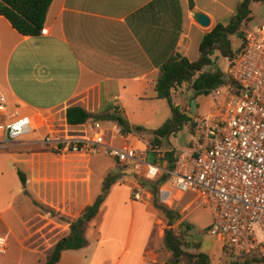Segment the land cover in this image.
<instances>
[{
  "label": "crops",
  "instance_id": "obj_1",
  "mask_svg": "<svg viewBox=\"0 0 264 264\" xmlns=\"http://www.w3.org/2000/svg\"><path fill=\"white\" fill-rule=\"evenodd\" d=\"M240 1L52 0L43 24L47 33L36 36L20 34L0 15V89L10 107L18 106L37 126L15 144L50 153L41 138L53 124V111L60 112L62 122H66L65 109L69 105L93 112L105 102L128 122L129 102H141L148 86L154 89L160 65L175 53L190 61L198 59L202 36L217 23L225 24L222 17L234 14ZM193 9L209 17L207 28L193 19ZM80 127L72 126L76 130ZM0 154L7 156L17 174L13 179L9 172L3 174L0 167V237L4 238L0 264H43L50 251L43 249V244L51 238L49 246L55 244L61 232L56 228L59 224L50 226L46 215L35 218V207L27 201L30 212L19 211L11 197L12 185L18 192L24 186L13 166L15 157L9 150L1 149ZM123 175L119 174L122 180ZM134 178L133 175L132 185ZM115 184L110 186L99 211ZM128 197L132 205L140 202L131 200L130 189ZM86 200L85 205L92 202L89 196ZM149 204L155 213L152 220L145 219L157 231V211ZM92 220L85 231L87 246L64 250L56 264L158 263L159 249H138L139 241L131 247L130 235L123 249H91L88 232ZM161 236L157 233V244Z\"/></svg>",
  "mask_w": 264,
  "mask_h": 264
},
{
  "label": "built area",
  "instance_id": "obj_2",
  "mask_svg": "<svg viewBox=\"0 0 264 264\" xmlns=\"http://www.w3.org/2000/svg\"><path fill=\"white\" fill-rule=\"evenodd\" d=\"M46 33L42 27L39 34ZM228 61L224 73L232 83L209 92L211 110L190 116L184 125L188 137L178 147L163 151L151 142L142 148L116 144V124L113 133L106 134L99 120H93L90 129L80 124L76 130L66 122L51 125L41 142L57 155L102 154L130 169L134 201L142 199V179L154 181L163 175V203L171 205V198L188 191L198 193L212 214L209 233L228 254L240 257L236 263L264 264V17L245 30L244 50ZM34 123L18 106L10 107L0 89V147L33 132ZM148 152L154 162L146 160ZM168 152L174 157L171 168L163 159ZM3 244L0 237V249Z\"/></svg>",
  "mask_w": 264,
  "mask_h": 264
},
{
  "label": "rangeland",
  "instance_id": "obj_3",
  "mask_svg": "<svg viewBox=\"0 0 264 264\" xmlns=\"http://www.w3.org/2000/svg\"><path fill=\"white\" fill-rule=\"evenodd\" d=\"M250 9L251 18L244 22L242 30L264 17V2H254L250 5ZM228 19L229 15L222 17L225 23ZM237 38H231L234 46H236L237 40H240L239 37ZM212 57L214 59L213 66L225 72L229 65L228 59L217 52ZM206 69L208 68L204 70ZM142 98L141 102L132 100L127 106L128 125L130 127L140 126L143 128L142 131L131 129L130 132L123 133L116 122L99 120L101 125L108 130L105 131L106 134L113 133V124H116L120 132V136L114 141L116 144L123 141L133 147H143L148 143L151 131L160 127L170 117L171 110L167 100L156 98L152 86H148ZM191 100L194 101L193 108ZM171 101L188 118L194 114L209 112L213 104L209 93L195 96L190 88V82L173 89ZM124 119L126 120L125 117ZM92 121V119H88L84 127L90 129ZM51 122L53 126L57 127L63 124L62 114L53 111L50 116ZM187 137L188 133L183 125L168 139H164L158 147L163 151L168 150L171 146L178 147L184 143ZM1 149L13 153L15 157L13 166L25 178V184L21 186L19 192L18 188L16 189L13 185L11 191V197L17 202L21 213L30 212L27 201L28 204L35 207V218L46 215L51 220L50 226H53L54 222L59 224L56 228L61 231V234L70 220L74 219L83 209L88 201L86 197L89 196L93 201L102 192V180L110 175L115 177L116 184L110 192L109 199L107 198V202H104L101 210L90 223L88 234L91 249H123L126 238L130 235L131 247L136 246L139 241L138 249H142V247L159 249L161 255L156 264L170 260V253L162 247L161 241L157 244V233L163 235V230L167 227V219L160 210L155 209L157 211V231L152 229V224L148 219H145V217H149L152 220L155 213L149 206V203L152 205L153 200L149 188L143 187L144 192L142 199L138 200L139 203L132 205L129 202L128 191L131 190L133 180L130 169L125 168L128 170L122 172L121 167L114 164L113 159L102 154L93 157L71 154L58 156L51 152H37L35 148L23 149L15 143L3 145L0 147ZM163 159H165V155ZM146 160L154 162V154L148 152ZM158 162L163 164L162 159H159ZM166 165L168 167V161H166ZM0 167L3 174L9 172L13 179L17 176L16 172L11 169L12 165L5 154H0ZM120 173H124L123 180L119 177ZM16 179L19 183L18 177ZM18 187L20 186L18 185ZM170 200L172 201L171 205L162 202L158 187L157 202L179 214V219L173 222L172 227L176 229L181 221L189 223L192 227L187 234V240L190 243L188 251L205 253L209 257L210 264H228L239 260L238 255L228 254L224 250L222 242L215 235L209 233L212 214L203 197L198 193L188 191L180 195L179 198ZM48 208L59 212L62 216H51L47 211ZM52 240L53 238L50 239V245ZM49 243L43 244V249H51L52 246L50 247Z\"/></svg>",
  "mask_w": 264,
  "mask_h": 264
},
{
  "label": "trees",
  "instance_id": "obj_4",
  "mask_svg": "<svg viewBox=\"0 0 264 264\" xmlns=\"http://www.w3.org/2000/svg\"><path fill=\"white\" fill-rule=\"evenodd\" d=\"M52 0H0V15L4 16L11 26L22 35H39L43 27L48 7ZM254 2H264V0H241L227 23H217L210 31L202 36L199 43V57L194 61L175 53L171 55L159 67L158 76L154 82L156 98L166 99L171 110L170 117L158 128L151 131L148 142L154 146H160L164 139H168L183 125H188L190 118L185 116L172 104L171 93L176 87H181L184 83L190 82L193 94H208L212 89L232 83L225 73L218 67L213 66V54L218 52L221 56L230 60L234 55L244 50V32L250 27L242 30L245 21L251 18L250 5ZM192 6V3L190 4ZM242 30V33H241ZM232 37L240 38L236 46L232 44ZM234 47V48H233ZM205 68H208L204 70ZM88 119L109 120L116 122L123 133L142 131L140 126L130 127L123 115L116 108L105 102L96 111H87L80 105H69L65 109V121L70 126L85 124ZM168 167L173 166V153L165 154ZM20 182L24 185L25 178L18 172ZM165 175L149 181L142 179V187L149 188L153 195L152 205L160 210L167 219V227L163 230L161 237L162 247L170 253V260L163 264H210L208 255L203 252H190L187 249L190 243L187 234L191 230V225L181 221L175 229L172 224L179 219V214L166 206L157 202L158 187L162 184ZM115 182V177L110 175L103 178L102 192L89 204H86L80 213L72 219L66 229L58 236L57 241L47 253L43 264H56L64 250H78L88 244L85 235L89 222L97 215L100 205L107 196L110 186ZM51 216H62L59 212L51 208L47 210ZM228 264H237L231 262Z\"/></svg>",
  "mask_w": 264,
  "mask_h": 264
},
{
  "label": "water",
  "instance_id": "obj_5",
  "mask_svg": "<svg viewBox=\"0 0 264 264\" xmlns=\"http://www.w3.org/2000/svg\"><path fill=\"white\" fill-rule=\"evenodd\" d=\"M191 13H192L193 19L201 27L207 28L210 25V19L205 13H203V12H201L199 10H196V9H193ZM191 105H192V107L194 106V101L193 100H191Z\"/></svg>",
  "mask_w": 264,
  "mask_h": 264
}]
</instances>
